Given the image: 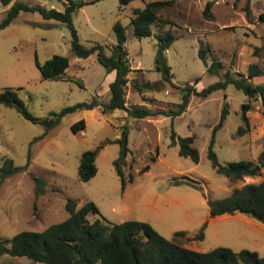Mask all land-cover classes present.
Wrapping results in <instances>:
<instances>
[{
	"label": "rangeland",
	"instance_id": "rangeland-1",
	"mask_svg": "<svg viewBox=\"0 0 264 264\" xmlns=\"http://www.w3.org/2000/svg\"><path fill=\"white\" fill-rule=\"evenodd\" d=\"M13 1L0 0V18ZM24 1L63 10L66 0ZM74 1L84 2L72 13L79 41L84 46L99 42L104 52L110 54L116 41L113 24L118 20L125 25L130 64L126 105L166 112L136 117L124 108L104 112L101 105L82 107L62 115L45 131L42 123L33 122L14 107L0 102V168L6 158L17 166L0 181V237H10L21 229H43L62 220L68 215L65 202L71 197L77 206L87 200L98 206V212L87 213L88 221L143 220L167 238H172L176 230L193 235L203 227L204 236L191 241L197 250L224 245L264 255V248L249 239L253 234L264 238V234L238 219V216L252 218L251 215L242 212L236 216H211L205 197H223L235 186L264 178L262 169L253 176L230 180L215 170L208 157L214 136L213 149L219 162L256 160L264 147L261 97L248 96L229 83L205 97L192 92L183 112H170L177 108L188 86L200 90L223 77L226 71L235 76L246 75L251 63L263 68V74L253 76L252 81L264 83V19L258 17L264 0H214L209 16L203 12L207 0H174L159 11L171 23L156 21L152 33L142 36L133 33L130 20L133 9L148 0ZM167 28L176 34L165 51L171 83L164 82L154 61L157 35ZM70 41V30L64 22L45 18L37 10H21L11 23L0 28V91L14 89L28 110L39 118L64 106L88 101L94 95L107 100L109 72L98 60L96 51L78 56L71 50ZM200 47L206 49L207 64L199 55ZM53 54L69 58L65 77L41 75L36 59L43 62ZM212 60L221 62L217 73L207 69ZM243 102L251 104L245 111L247 124L242 119ZM225 104L226 118L213 131ZM80 118L85 126L74 131L71 124ZM240 125L244 127L242 133L237 132ZM123 126L128 130L129 151L121 159V165L126 178L130 172L132 175L124 187L113 164L119 156L116 138ZM173 130L180 136H194L198 161L179 154V143L172 141ZM96 146H99L96 173L81 180L80 154ZM145 164L148 168L142 170ZM35 176L41 184L37 185ZM182 176L194 180L201 188L174 182ZM31 262L27 256L0 255V264Z\"/></svg>",
	"mask_w": 264,
	"mask_h": 264
},
{
	"label": "trees",
	"instance_id": "trees-1",
	"mask_svg": "<svg viewBox=\"0 0 264 264\" xmlns=\"http://www.w3.org/2000/svg\"><path fill=\"white\" fill-rule=\"evenodd\" d=\"M1 1L10 3L12 0ZM128 1L130 0H120L122 3ZM173 2L174 0H148L142 7H135L130 20L133 33L137 36L149 35L152 33L154 22L171 23L170 20L161 17L159 11L162 7L172 5ZM213 2L214 0L206 1L203 9L206 16L210 15ZM83 3V1L66 0L64 9L59 10L40 3L14 0L0 18V28L11 23L21 10H37L45 18H54L64 22L70 30V46L74 54L87 56L96 51L98 60L104 65L107 72L115 69V77L109 82L108 99L102 101L94 95L88 101L64 106L59 111H53L51 115L43 118L31 113L14 89L4 88L1 90L0 102L14 107L31 121L42 123L45 126V131L55 125L62 115L82 107L91 108L101 105L104 112L114 108H124L129 115L136 117L166 112L165 110L153 111L143 105H126L127 72L130 70V64L128 51L125 47L127 38L125 25L118 20L113 24L116 41L111 46L110 54L104 52L103 45L99 42L84 46L79 41L78 32L72 20L74 9ZM258 17L264 19V8ZM175 38L176 34L171 28L164 29L157 35L154 61L156 69L162 72L164 82H172L171 67L166 62L165 51ZM199 55L207 64L204 47L199 48ZM36 65L43 77H65L64 72L69 65V58L63 54H53L43 62L36 59ZM219 66H221L220 61L212 60L207 65V69L216 72ZM259 74H263V68L256 63H251L248 65L246 75L235 76L226 71L223 77L200 90L188 86L182 94V99L178 102L177 108L171 109L170 112L174 114L183 112L187 108L192 92L205 97L213 90L225 88L230 83L241 88L248 96L259 95L263 102L262 111L264 113V83H254L251 79ZM79 82L83 84L81 80ZM146 86L151 87L150 82H146ZM250 107L249 102L242 103V119L246 124L248 117L245 111ZM227 112L228 108L225 104L220 120L213 131L223 124ZM84 126L83 118L71 124L74 131ZM243 130L244 127L240 125L237 132L242 133ZM171 136L173 143H179L178 152L180 155L189 156L194 161H198L199 155L197 148L193 145V135L180 136L173 130ZM116 140L119 142V156L114 159L113 164L121 179L122 187H124L127 179H132L131 172L128 178L125 177L121 165V159L129 151L128 130L125 126L122 127L121 134ZM213 141L214 136L209 143L208 157L211 159L215 170L228 179H242L245 176H253L262 169L264 170V147L260 150L256 160L240 159L221 163L213 149ZM98 148L99 146L86 149L80 154L78 176L81 180H88L96 173L95 158ZM147 168L148 164H145L142 170ZM0 169L2 170L1 181L5 175L15 171L17 166L13 164L11 158H6ZM34 178L37 185L41 184L38 177L35 176ZM174 182H187L201 188L194 180L186 176L176 178ZM205 197L211 216L241 211L264 222V178L257 182H245L240 186H235L229 194L223 197L213 198L208 195ZM65 208L68 211L65 218L53 222L43 229H21L10 237H0V255L8 253L13 256H27L32 260L31 264H264V255L248 248L234 250L229 246L218 245L209 250L200 251L185 246L184 242L204 236L203 227L193 235L188 234L185 230H176L172 238H167L150 223L143 220L125 219L111 223L105 218H96L94 221H88L86 215L89 211H99L98 206L92 200H87L77 206V201L69 197L65 202Z\"/></svg>",
	"mask_w": 264,
	"mask_h": 264
},
{
	"label": "crops",
	"instance_id": "crops-1",
	"mask_svg": "<svg viewBox=\"0 0 264 264\" xmlns=\"http://www.w3.org/2000/svg\"><path fill=\"white\" fill-rule=\"evenodd\" d=\"M115 73H116L115 69H112L111 71H109V73H108L109 74L108 85H109V82L114 79ZM239 213H242V212L238 211L235 213H225V214H221L219 216H230V215L236 216ZM246 215H249V214L246 213ZM238 219L244 221L247 225L251 226L257 232H262L264 234V223L263 222L257 220L254 217L251 218L249 216H238ZM249 239H251L254 242L255 246H261L262 248H264V238H259L258 236H256V234H253V235H250ZM191 241L192 240L184 242V245L187 247L195 249V247ZM254 248H258V247H254ZM236 250H239V249H236Z\"/></svg>",
	"mask_w": 264,
	"mask_h": 264
}]
</instances>
